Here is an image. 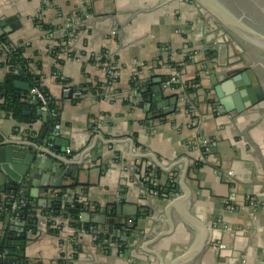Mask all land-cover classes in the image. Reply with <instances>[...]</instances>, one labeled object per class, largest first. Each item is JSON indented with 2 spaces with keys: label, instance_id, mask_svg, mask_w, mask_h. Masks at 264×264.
Instances as JSON below:
<instances>
[{
  "label": "crops",
  "instance_id": "1",
  "mask_svg": "<svg viewBox=\"0 0 264 264\" xmlns=\"http://www.w3.org/2000/svg\"><path fill=\"white\" fill-rule=\"evenodd\" d=\"M6 20L16 29H0V39L22 49L31 61L32 72L56 101L63 127L59 134L51 131L49 118H35L32 110L26 112L31 122L21 123L0 109V150L13 144L15 151L33 150L46 158L43 168L31 165L18 190L6 192L31 199L39 213L37 232L30 231L25 247L28 264H171L199 236L197 226L182 221L185 214L206 225L210 234L209 247L195 264H264V209L244 207L250 198L264 202V103L242 115L216 110L215 53L205 47L217 39L219 27L205 11L192 0H0V23ZM203 23L214 30L207 39ZM185 43L199 53L197 60L186 62ZM9 63L0 52V86L11 71ZM176 73L181 86L197 91L167 86ZM88 85H102L104 97L86 94ZM15 90L17 97L27 94ZM142 91L155 101L151 111L149 103H135ZM58 138L60 153L55 150ZM24 158L14 152L3 160L14 167ZM73 165L81 170L63 182L72 186L62 195L66 210L75 196L86 203L101 223L100 235L113 246H98L85 224L81 232L72 231L64 215L53 221L65 226L61 236L49 228L55 195L41 185L51 183L53 168L65 171ZM146 177L175 190L156 195ZM3 182L0 174V194L6 198ZM26 185L39 192L38 198L22 192ZM129 204L147 215L140 216L138 233L120 230L133 219L118 214ZM16 223L11 215L0 220V243L21 235ZM92 225L98 232V225ZM73 239L78 250L68 244ZM65 250L74 256L71 263Z\"/></svg>",
  "mask_w": 264,
  "mask_h": 264
},
{
  "label": "water",
  "instance_id": "2",
  "mask_svg": "<svg viewBox=\"0 0 264 264\" xmlns=\"http://www.w3.org/2000/svg\"><path fill=\"white\" fill-rule=\"evenodd\" d=\"M192 1L196 3V5L201 10L205 11L210 19L216 22V27H219V29L217 28V32H215L217 39L212 40L211 43L206 42L207 45L205 47L206 51H212L215 53L212 56V62L213 66L215 67V71L213 72L214 81L218 83L214 87L215 99L213 103H215L214 106L216 110L223 115H242L250 110H253L254 108H257L259 105L264 103V87L259 85L258 80L254 77L249 66L242 65L243 67H240L243 61L241 60V56L239 57L240 53L238 54L236 47L241 45L243 48H246L259 57H261V55L264 56V31L257 29L258 25L254 24V21L249 16V14L245 12L238 13L236 10H233L228 5V3L225 4L222 0ZM205 25L207 24L203 23L201 28ZM8 26L12 27L13 30L16 29L10 20L0 23V29H5ZM204 32L206 35L205 39L211 35H214V30L209 29L208 25L205 26ZM2 34L4 35V33ZM233 45H235V47ZM231 53H234V55L238 57V60L241 61L233 62L232 56H230ZM261 61L264 62L263 59ZM15 88L27 94H30L32 91L30 84L20 81L15 82ZM143 95H146L145 91H142V94L135 100V103L143 105L145 103H149L147 110L152 109L151 104L155 101L149 100ZM174 102L176 103L177 100L175 99L173 103ZM41 112L44 120H47L49 118V114L44 111ZM168 113L169 111L166 112V114ZM30 114L31 113H25V115ZM55 141V150L60 153L61 148L59 145L61 143V139L58 138ZM14 146L15 145L11 144L5 149L0 150V174L3 175L4 179L3 186L1 188L2 193H6L8 190H18L19 186L23 184L25 177L29 176L30 167L32 164H35L37 167H44L43 161L46 158L37 154V151L22 149L18 152L15 151L16 149ZM14 152L17 153V155L25 157L20 166L12 167L9 164H6L3 160L4 155L10 156L13 155ZM38 153L42 154L43 152L39 151ZM78 170H81V168L79 166L76 167V165H73L72 168L65 171H59L53 168L52 174L49 175V180H51V183L44 182L41 187L44 191H47V193L50 192L51 197L57 193L67 194L66 189L71 188L72 186L66 187L63 185V182L68 177L71 178L73 173ZM98 172L100 173V170ZM8 179L12 180L11 185L8 184ZM44 179H48V177H44ZM76 185H78V181H75L74 186ZM22 192H25L27 197L38 198L39 192L31 190L28 191V185L25 186V190ZM178 200L181 199H175L171 204L174 205ZM182 200H187V195H185V198ZM73 202L74 199H70L67 201V204ZM63 214L68 216L67 212H64ZM118 214L121 219L125 216L133 218L129 223L122 224L123 227L120 229L128 234L131 232L138 233L136 228L140 216H147L139 210L138 206L131 204L121 206L119 208ZM92 217L94 219H92ZM97 220L98 218H96V216H92V214L89 213V208L85 209L81 213V223L85 225L97 224V233L100 234L101 227L99 226L101 223ZM182 221L186 225L197 226L198 230H200L199 236L196 238L194 243L181 256L174 259L171 264H195L200 261L205 251L209 247V230L207 229L206 225L200 221H197L190 215L185 214L182 217ZM15 225V232L22 233L23 230L21 228V223H16ZM118 235V237H121V234ZM129 238L130 237L128 236L127 239ZM124 240L126 241V239ZM15 244L16 242H12V246H15ZM217 251H220L219 247H217ZM13 256L15 255L13 254Z\"/></svg>",
  "mask_w": 264,
  "mask_h": 264
},
{
  "label": "trees",
  "instance_id": "3",
  "mask_svg": "<svg viewBox=\"0 0 264 264\" xmlns=\"http://www.w3.org/2000/svg\"><path fill=\"white\" fill-rule=\"evenodd\" d=\"M37 25L45 28V25L42 24L38 19L36 20ZM4 46H7V49H3ZM0 52L3 54H7L9 57V65L11 66V71L7 75L6 80L4 83L0 86V94L4 99V103L0 106V109L5 111L8 114H12L18 122L23 123H29L31 122V118L27 117L25 113L27 111L32 110V114L35 115V118H39L41 116V104L38 101H34L31 99V94H25V97H17V92L15 90V82L22 81L27 82L30 84L31 88L38 87L42 89L49 97H50V103H49V110L51 112L58 111V106L56 104L55 99L49 94V92L42 86L41 81L38 79V76L35 75L32 72L31 69V61L24 58L22 49H18L16 47H13L6 38L0 39ZM59 50H57L58 52ZM192 53H189L187 55L186 62H190ZM180 69V68H179ZM134 87L136 85V81L132 84ZM194 85V84H193ZM102 85H98L97 87H94L92 85L86 86V94L89 92H94L95 94H98L99 97H104V90L102 89ZM180 84H175L174 88H180ZM197 91L193 86L186 85V93L193 94ZM213 104V103H212ZM32 115V116H33ZM60 121V118L58 117L56 120H54L51 116H49V127L52 129L51 131H55V125L57 122ZM31 137L36 141L34 136L31 134ZM49 143H54L52 141H49ZM200 165V164H199ZM202 165V164H201ZM153 170L150 168L148 172H152ZM163 189V190H162ZM168 190L165 192V190ZM174 187H158L153 188V191L159 192V195L162 197H165L166 195L172 193L174 191ZM7 197L0 194V206L5 207L7 210L4 214L0 213V220H3L7 215H10L12 205L14 203H19V209L18 211L13 214L16 216L19 214L20 220H21V228L23 232L21 235H19L15 242V246H12V239L11 242L3 241L0 243V264H28L27 258L25 256V247L27 243L29 242V233L32 231V233L37 232V222H38V210L37 207L33 206L31 204V199H22L25 202H27L26 206L20 205L21 201L18 200L16 195H10L7 194ZM63 194L57 193L55 197L52 199V204L50 207V211H48V217L52 221V223L49 225V228L51 229V232L56 234L57 236H61L63 234V231L65 229L64 225L57 224L53 221H56V219H60L62 215H64V212L68 213V216H65L67 220H69V228L75 232H81L82 231V223L80 221V215L81 213L89 208L86 203L80 202V200L77 199V197L74 199L73 207L72 209L70 206L66 207V203L64 201V198L62 196ZM172 195V194H171ZM174 195V194H173ZM65 209V211H63ZM93 227L92 224L85 225V228L89 232V229ZM97 235V241L96 244L98 246L106 248L108 245L106 243L107 237L96 234ZM72 247L76 250H78L76 245V240H71L69 243ZM13 254L15 256H13ZM65 257V254H64ZM60 264H65L64 261H61Z\"/></svg>",
  "mask_w": 264,
  "mask_h": 264
},
{
  "label": "built area",
  "instance_id": "4",
  "mask_svg": "<svg viewBox=\"0 0 264 264\" xmlns=\"http://www.w3.org/2000/svg\"><path fill=\"white\" fill-rule=\"evenodd\" d=\"M188 43H189V41H188ZM5 47L6 46H4V48ZM184 50L185 51H189V53H192V56H191V60L192 61L198 59L199 53L193 51V49L190 47V45H188V44L185 43ZM114 68H115L114 70L116 72L115 73V77H117L118 76L117 67L115 66ZM180 78H181V74L180 73H176L173 76H171L170 79H168L166 81V85L167 86L174 87L175 84H180L181 83V79ZM180 90H181L182 93H185L186 87L184 85H182L181 88H180ZM30 94H31V99H33L34 101H38L41 104V111H44V112L48 113L49 116H51L54 120H56L58 117L60 118V113L58 111L51 112L49 110L50 97L42 89H40L38 87H35V88L32 89V91H31ZM184 98H185V95H184ZM186 99H187V97H186ZM55 130L59 134H61V132L63 131V127H62L60 121L56 123ZM27 143H25V144H27ZM201 144H202L203 147H206L209 143H208L207 140H203V141H201ZM66 153L68 155H71L72 150L70 148H67ZM144 181L146 183H150L151 184L150 186L152 187V189L153 188L161 187L159 185V183H158L157 180L152 179V178L150 179V177H146V179ZM152 192L154 194H156V195L157 194L159 195V192H156V191H152ZM165 192H166V190H165ZM20 203H21L20 205H23V206H26L27 205V202H25V201H21ZM245 206L251 207L254 210H257V209L259 210L260 208L264 209V202H259L255 198H250V199H247L246 202H244V207ZM19 207H20L19 206V203H14L12 205V209H11V213H10V215L14 218L15 222H17V223H21L20 218H18L19 217V214H17L16 216H14L13 214H15L18 211ZM234 207L235 206H233L231 204L229 205V209L230 210H234ZM6 211L7 210L5 209V207L0 206V213L4 214ZM89 231L93 234L94 241H97V235L96 234H98V233L93 229V227H91L89 229ZM68 234L69 233H65V235H68ZM106 243L107 244L110 243V246H113L114 245L113 243H111V241H106ZM216 246L219 247L218 245H216ZM64 254H65V259L67 260L66 261L67 263H71V261L74 260V256L67 255L68 253L66 252V250L64 251Z\"/></svg>",
  "mask_w": 264,
  "mask_h": 264
},
{
  "label": "rangeland",
  "instance_id": "5",
  "mask_svg": "<svg viewBox=\"0 0 264 264\" xmlns=\"http://www.w3.org/2000/svg\"><path fill=\"white\" fill-rule=\"evenodd\" d=\"M225 4L236 10L238 13H247L258 25L257 29L264 31V0H222ZM233 43V42H232ZM235 43V42H234ZM235 47V45H233ZM241 45L236 47L238 54L240 53L243 66H249L254 77L258 80L259 85L264 87V56L253 54Z\"/></svg>",
  "mask_w": 264,
  "mask_h": 264
}]
</instances>
